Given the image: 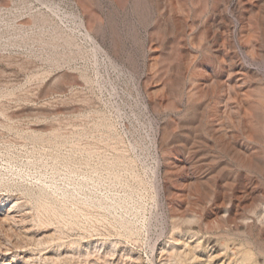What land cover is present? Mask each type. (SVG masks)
<instances>
[{"label": "rangeland", "instance_id": "374dc122", "mask_svg": "<svg viewBox=\"0 0 264 264\" xmlns=\"http://www.w3.org/2000/svg\"><path fill=\"white\" fill-rule=\"evenodd\" d=\"M240 22L212 0H0V264H170L175 239L196 241L173 228L176 201L163 189L184 173L156 176L162 128L173 126L171 157L197 183L216 166L243 171L227 151L211 161L189 103L194 86L207 85L201 65L221 63L204 48L217 47L222 25L250 65ZM253 67L258 90L264 58ZM229 132L259 147L240 128ZM192 185L195 204L204 195Z\"/></svg>", "mask_w": 264, "mask_h": 264}, {"label": "bare ground", "instance_id": "6f19581e", "mask_svg": "<svg viewBox=\"0 0 264 264\" xmlns=\"http://www.w3.org/2000/svg\"><path fill=\"white\" fill-rule=\"evenodd\" d=\"M232 1L212 0L213 3L223 2L239 15L240 47L251 66L237 60L232 53L229 26L222 25L217 30V47L213 51L208 45L204 48L206 54H211L210 57L213 53L220 54L221 63L201 65L207 71H203L200 77L206 76L207 85L194 86L189 94V103L192 104L190 109L193 114H198L200 127L205 123L208 138L201 142L211 155V161L216 160L217 153L227 151L234 155L237 167L243 171L227 172L226 167L216 166L197 183L198 180L194 181L187 171L186 163L173 161L170 150L174 148L175 140L169 142L173 126L170 122L164 125L161 143L167 145L161 151L165 161H157L156 176L171 175L173 178V175L184 173L179 186L171 183L163 189L176 201L171 214L173 228L178 233L189 234L191 239L197 237L194 243L183 241L184 238L175 239L174 242L180 244H173L169 250L167 259L170 264H264V189L260 188V183L264 182V87L256 89L258 94L252 85L261 76L253 65L264 58V0ZM85 36L92 40L88 31ZM93 43L98 50L101 49L96 42ZM218 85H221V91ZM162 88L160 82L152 85L154 96L151 97L155 108L162 106L157 103ZM203 99L206 100V109L198 105ZM158 127L157 123L153 126L155 145L158 143ZM234 127L241 129L243 139L248 143L256 141L259 147L238 144L237 136L229 132ZM189 144L183 142L185 152H189ZM257 178H260V183ZM192 182L202 186L204 195L195 204L190 202ZM205 202L206 206L202 205ZM209 231L217 233L205 236ZM238 239L243 241L237 243Z\"/></svg>", "mask_w": 264, "mask_h": 264}]
</instances>
